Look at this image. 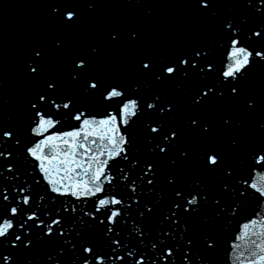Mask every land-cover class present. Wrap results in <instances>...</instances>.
<instances>
[{
	"label": "snow or ice",
	"instance_id": "1",
	"mask_svg": "<svg viewBox=\"0 0 264 264\" xmlns=\"http://www.w3.org/2000/svg\"><path fill=\"white\" fill-rule=\"evenodd\" d=\"M38 6L0 58V264H217L264 205V0H171L163 31L145 0ZM240 227L232 264H264V216Z\"/></svg>",
	"mask_w": 264,
	"mask_h": 264
}]
</instances>
